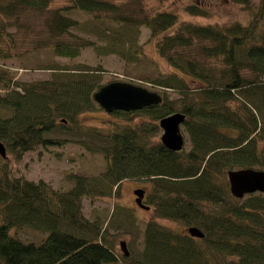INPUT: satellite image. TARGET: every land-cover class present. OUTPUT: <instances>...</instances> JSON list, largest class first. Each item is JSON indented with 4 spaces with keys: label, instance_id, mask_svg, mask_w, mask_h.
Listing matches in <instances>:
<instances>
[{
    "label": "trees",
    "instance_id": "16d2710c",
    "mask_svg": "<svg viewBox=\"0 0 264 264\" xmlns=\"http://www.w3.org/2000/svg\"><path fill=\"white\" fill-rule=\"evenodd\" d=\"M224 1L244 10L247 22L181 19L178 11L145 0H67L55 8L54 0H0L2 60L23 54L15 33L34 32L35 12L48 13L42 31L36 30L46 36L20 37L24 52L54 46L62 56L76 57L94 46L71 29L79 22L70 14L80 9L120 24L113 33L107 25L91 28L105 41L94 46L100 55L140 59L144 27L174 68L143 77L162 96L160 103L115 110L117 119L104 121L109 127L86 128L80 118L99 106L94 93L103 86L101 65H49L52 78L30 81H12L0 66V141L7 150V157L0 154V264H264V192L237 197L228 179L231 170H264V0ZM219 5L191 0L184 8L203 17ZM175 112L185 115L186 142L179 151L162 142L159 124ZM67 143L100 152L105 168L70 173L67 189L16 174L15 163L28 152ZM126 180L149 181L143 203L156 218L185 228L151 218L142 247L119 252L116 235L132 233L139 215L115 201L108 218L87 217L83 200L112 204ZM189 227L204 235H192ZM22 229L41 234V242L15 234Z\"/></svg>",
    "mask_w": 264,
    "mask_h": 264
},
{
    "label": "rangeland",
    "instance_id": "374dc122",
    "mask_svg": "<svg viewBox=\"0 0 264 264\" xmlns=\"http://www.w3.org/2000/svg\"><path fill=\"white\" fill-rule=\"evenodd\" d=\"M171 1L172 0H145V4L148 6L171 8L179 12L181 19L193 18L209 23L227 22L235 19L246 23L248 20L244 10L236 5L225 2L224 0H209L220 2V5L213 8L209 15L203 17H193L186 12L184 6L189 4L191 0H175L172 3ZM66 2L67 0H54L52 7L55 8ZM47 15V11L33 13V18L31 17L30 20L33 22L32 27L34 32L26 34L22 30L21 33H15L17 40L19 41L18 51L23 52V54L21 53L14 58H8L5 60L0 59V66L8 70L9 74L13 77L12 81H30L33 79L52 78V73L46 68V66L49 65L83 64L92 69L101 65L103 69H105L104 72H102V85L108 84L112 81H126L136 85H144V87L148 88V85L144 81V76L155 77L160 72L167 73L174 70V68L159 55L154 41L148 40L149 31L144 27H142V33L139 40V44L143 45L144 53H141L142 55L140 59L138 57L133 62H126L122 57L115 54L100 55L94 46L96 44L103 45L105 41L103 42L102 38L90 33L91 28L103 29L104 26L107 25L108 32L111 31V33H113L116 31L114 29L118 28L120 24H112L106 21L104 17H100L96 20L90 14L80 9L73 10L70 14L79 22L78 26H74L71 29L85 39H93L92 41L95 42L94 46L83 47L80 54L76 57L62 56L56 52L54 46L36 50L31 49L29 52H24L26 46L25 44L21 45L20 37L26 38L27 40L45 37V30L40 34L37 33L36 30L42 31L44 19ZM84 27L88 28L87 31ZM62 38L70 40V37L67 35ZM57 39L58 37H54L53 43H56ZM11 87L15 86L11 85ZM0 91L2 90L0 89ZM99 106L96 104V110L87 112L81 116L80 123L86 128L103 126L108 120L117 119L113 113H108L101 106L102 109H100ZM142 119L143 117L140 118V120ZM105 125L109 127L108 124ZM183 133L186 134L185 132ZM15 166L18 169L16 174H23L27 178L33 180L42 178L51 183L54 188L67 189L72 184L68 178L70 173L96 174L105 168V161L100 152H88L77 144L67 143L60 147L49 146L47 148H39L35 151L28 152L23 160L15 163ZM138 186L144 187L146 191H149L151 183L143 180H141V182H139V180H126L122 186L120 199L116 198L112 201V204L101 200L91 202L88 198L83 200L84 212L87 217L101 215L102 217L107 216L106 218H108V214L113 209V203L115 201H119L121 204L130 207L137 215H139V220L136 221L137 228L134 229L132 233H120L116 235L119 252L122 251L120 245L121 240H126V247L129 252H135L142 247L145 221L151 218L174 229L183 230V228H185L176 222L156 218L152 208L146 210L138 206H132L133 204L136 205L133 189ZM112 233H114V231H112ZM15 234L20 235L25 240H35L36 242H41L42 238L41 234L29 229H22V231L18 230V232L15 230Z\"/></svg>",
    "mask_w": 264,
    "mask_h": 264
},
{
    "label": "water",
    "instance_id": "95a60500",
    "mask_svg": "<svg viewBox=\"0 0 264 264\" xmlns=\"http://www.w3.org/2000/svg\"><path fill=\"white\" fill-rule=\"evenodd\" d=\"M94 99L108 113L115 110H137L152 104H158L162 101V96L153 90L136 85L126 81H112L103 85L94 93ZM185 120V115L181 112H175L162 118L159 122L163 130L161 140L171 150L179 151L185 145V136L181 125ZM0 154L7 157V150L2 141H0ZM231 192L242 197L247 193L255 191L264 192V170L254 168H241L228 172ZM145 189L134 190L136 202L143 208L148 209L142 201L145 195ZM189 232L194 236H203V232L198 227H189ZM121 248L126 255L129 251L126 242L121 241Z\"/></svg>",
    "mask_w": 264,
    "mask_h": 264
},
{
    "label": "flooded vegetation",
    "instance_id": "af4514ba",
    "mask_svg": "<svg viewBox=\"0 0 264 264\" xmlns=\"http://www.w3.org/2000/svg\"><path fill=\"white\" fill-rule=\"evenodd\" d=\"M137 188H142V187H141V186H138ZM137 188H135V189H137ZM135 189H134V190H135ZM134 190H133V191H134ZM145 195H146V193H145ZM134 198H136V196H134ZM144 200H145V196H144V198H143V201H144Z\"/></svg>",
    "mask_w": 264,
    "mask_h": 264
}]
</instances>
